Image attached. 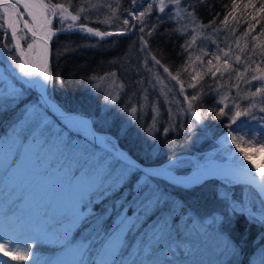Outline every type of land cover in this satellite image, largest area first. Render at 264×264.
I'll list each match as a JSON object with an SVG mask.
<instances>
[{
	"label": "trees",
	"instance_id": "obj_1",
	"mask_svg": "<svg viewBox=\"0 0 264 264\" xmlns=\"http://www.w3.org/2000/svg\"><path fill=\"white\" fill-rule=\"evenodd\" d=\"M52 2L63 3L66 7L68 6V0H52ZM148 2L149 0H140V3L136 6L137 9L143 10ZM235 3L234 8L233 0H183L181 8L186 9L187 12H194L198 23L208 25L215 17L214 22L199 34L193 33L191 29L187 35H181L174 31L180 24L188 23V21L181 20L179 23L170 21L167 14L173 13L172 7L166 8L165 13H159L158 9H153L150 17L146 18L145 23L149 28L153 24L159 25L153 36L149 38V44L155 55L161 59L164 65L170 68L174 75L178 69H187V71H181L179 78L185 81L189 96L198 91L203 92L201 98L195 102L197 106L194 110L207 112L212 109L203 122L197 124L190 134H186L184 130L190 119L187 114H178L174 130L166 136L161 134L163 127L168 124V111L162 99L159 100L161 113L159 123L151 136L145 132V129L152 123L150 108L146 110L142 122L129 117L127 112L129 103L139 101L138 96L136 100H129V95L136 92L132 82L140 78L135 74V68L140 59L138 56L140 47L137 40L138 30L136 34L108 37L103 40L79 32H72V34L65 32L53 36L50 41L49 67L54 77L57 74L60 76L62 83L54 79L52 83L48 84V97L58 107L66 111L89 114L93 119L95 129L103 135L109 136L106 140L110 144H117L124 148L141 162L162 163L174 159L176 162L175 167L172 168L174 171L178 173L189 171V168H187L188 160L191 159L192 155L201 158V160L205 159L209 155V150L217 146V139L228 122L227 118L213 119L219 107L223 106H217L216 104L219 96L224 92H229L232 97L236 96V88L231 87L236 83L235 72L232 73V79L227 74L223 77L217 74L215 79L210 74H206L205 70L209 67L215 70L217 61L214 59V55L220 53L211 48L207 49L205 44L215 41V44H219L221 48L227 50L228 44L225 43L227 38L228 43L231 45L232 57L241 55L242 59H247L252 56V36H257L258 41L264 43V35H260L261 28H264V13L257 11L261 0H235ZM250 3L254 4L255 7L250 6L245 9V5ZM106 4H111V8L116 9L117 15L122 18L124 10L130 7V0H121L119 7H117L114 0H72L69 11L75 15L76 10L83 7L85 11L80 13L81 19L77 23H87L89 27L101 31L120 30L116 25L122 23V19L117 21L115 17H112L111 9L103 6L91 7V5ZM217 13H219L218 17L216 16ZM230 13L236 16L239 23L235 34L233 35L230 31L215 32V29L222 28L221 22L224 20L225 15ZM232 15H229V29L237 28V23L233 22ZM84 16L89 17V19L85 21ZM157 16H160L161 20L158 21ZM254 16L260 23L257 24L255 30L248 37H244L243 33L247 30L248 24L256 23V20H253ZM109 17L113 19L111 25L102 23ZM68 23H72L70 18L65 22V27ZM53 26L58 25L54 22ZM194 35L197 36V41L191 49L192 60L186 64L188 53L182 49L181 45L186 40H191ZM237 38H239V48L236 43ZM0 39H2V32H0ZM65 48L69 49L68 54H63ZM200 48L210 51L209 55L203 58L202 63L196 59L200 55ZM240 48H245V52L241 53ZM257 51H259V48H257ZM210 58L213 59V65L211 66L208 65V59ZM3 59L0 57V64L7 70L4 67ZM220 64L222 65V60ZM238 67L240 71H243V64ZM257 67L264 69V62L259 56H255L249 62V73L246 75L250 78L253 70ZM160 71L162 72V69ZM111 72L117 74L115 81L108 79L100 82L101 87L99 89L92 87L95 81L90 80V76H101ZM8 74L11 76L10 73ZM196 75H203V80L199 81L197 88H187V84L192 83L191 76ZM13 79L17 84L23 86L15 78ZM119 82L127 85V89L115 104H111L104 99L105 93L115 94L118 91L116 85ZM144 84L147 87L146 81ZM218 84L224 85L219 91H217ZM254 85L259 86L257 82H254ZM173 86L176 90L173 94L183 105V96L178 94L179 85L175 81L174 84L172 82L168 83V87ZM255 86L251 88V91H255ZM240 89L242 93L249 90L243 83L240 84ZM25 90L29 92L28 95L17 105L10 108H7V105L0 107V138L17 126L15 125L16 115L20 112L24 100L29 98L30 95L34 97L33 101H36L34 92L29 88H25ZM156 99L157 94L150 91L149 100ZM247 103V101H241L242 108L247 107ZM171 107L175 112L177 106L172 105ZM258 115L264 114L258 113ZM13 119H15L14 122H12ZM246 119L241 117L240 121ZM240 121L237 123L241 124ZM181 123L184 127H181ZM51 124V126L48 124L43 125V137L36 133L34 127L17 126L21 130V135L19 133L20 140L23 142L29 141L30 144H33L31 150H34V158L41 163L43 170L58 168L56 159L50 162L54 151V141L57 143L63 142L60 143L57 155L58 157L60 154L64 156L60 166L64 167L63 169L69 168L70 178L73 177V174L76 175L80 172L77 169L88 167L91 164L92 160L90 161L89 158L93 156V151H98L105 157L111 158L114 167L120 166L116 168L125 169L124 163L94 146L90 138L70 130L54 118ZM248 125L256 130L259 128L256 122L249 121ZM6 127L7 130H5ZM33 133H36L38 140H46V143L36 148L31 138L25 139L27 135L32 136ZM86 147L89 148V153L84 152L83 149H86ZM74 154L78 155L75 159H72ZM178 165L183 166L179 167ZM72 168L74 169L70 170ZM145 182L151 185L152 189L157 190L161 200L159 205L150 208L146 214H141L137 219L132 211L133 209L138 211L137 205L135 203L129 205L125 201H132L133 189L138 188ZM249 193L256 196L250 187L225 178H210L191 190H185L183 187L170 184L157 176H149L148 172L133 170L131 173L126 172L125 180L121 181L120 184H116L112 191L108 193L96 191L85 197L80 205L84 209V205H86L84 203H87L89 208L83 219L71 230L68 238L72 239L74 243H80L84 240L91 241L92 248L98 249L106 234L109 233L119 218L118 213H126L132 217L134 226L123 241L125 248L122 258L125 260L140 258L143 254L141 248L155 238L159 244L156 243V247H167L171 241H175V243L178 241L177 243L181 244L185 233L192 232L195 235L194 240L199 243V246L213 243L211 246L216 248L223 245V249H227L225 260L228 261V264H261V260L264 259V224L252 222L247 215L240 212L233 214L229 208V204L233 201L247 203L250 199ZM121 204H124L123 209L119 207ZM181 223L183 226H181ZM157 225H160L161 228L164 227V229L158 230ZM62 226L56 225L52 228L59 233H63L65 229ZM80 234H85V237H80ZM137 237L138 239L135 242ZM40 241L43 244H40V242L31 243L32 249L29 261H11V258H6L5 261H8L9 264H45L46 261H52L57 257L62 259L68 257V253L64 252L62 244L56 242L53 236L47 238L42 236ZM134 242L135 244L132 247ZM153 242L155 241L151 243ZM137 249H141L139 255ZM91 258L95 259V255L93 254ZM179 260L178 256L174 258L175 262ZM164 264L175 263L172 259H167ZM218 264L225 263L223 261Z\"/></svg>",
	"mask_w": 264,
	"mask_h": 264
},
{
	"label": "snow or ice",
	"instance_id": "obj_2",
	"mask_svg": "<svg viewBox=\"0 0 264 264\" xmlns=\"http://www.w3.org/2000/svg\"><path fill=\"white\" fill-rule=\"evenodd\" d=\"M114 2L117 4V7H119L121 0H114ZM182 2L183 0H149L147 6L144 7L143 10H138L136 6L140 3V0H130V7L124 10L122 18L117 15L116 9L111 8V4L91 5V7H108L111 9L112 17H115L117 21L122 19V23L116 25L120 30L112 32L100 31L97 28L89 27L87 23H77V21L81 19L80 13L85 11V9L80 7L76 10V14L73 15L72 12L69 11V7L72 6V0H68L67 7L63 3H53L52 0H0V7L3 8V12L0 13V32L3 33V38L0 39V57H3L4 60L9 63L10 68H14L18 71L19 77L27 78L23 80L25 85L35 86L39 84L43 89L45 85L52 83L54 79L60 83H62V80L58 74L55 77L53 76L46 61L44 66L39 69L30 65V54L37 45H42L45 49V54H47V43L53 36L65 32L72 34L74 29L78 30L80 34H85L90 37H99L101 40L105 37L136 34L138 30L139 35L137 36V40L140 45L138 56L140 59L135 68V74L140 78L132 82V86L136 88V92L129 95V100H136L138 96L139 101L142 102L133 103L127 108V112L132 119H135L138 113L142 115L146 109L150 108L152 112V123L145 129V132L151 136L159 123V117L161 115L159 100L162 99L168 111V124L163 127L161 134L166 136L174 130L178 114H187L190 117L187 127L184 129L186 134H190L197 124L203 122L212 109H209L207 112L194 110L197 106L195 102L201 98L203 92L198 91L191 96L187 94L185 81L179 78L181 71H187V69H178L177 73L174 75L170 71V68L162 63L161 59L152 51L149 44V38L153 36L159 25L153 24L149 28L145 23L146 18L150 17L153 9H158L159 13H165L168 7H172L174 10L173 13L167 14L170 21L176 23H179L181 20L188 21V23L180 24L179 27L174 29V31L181 35H187L190 29L193 33L199 34L204 28L209 27L214 22L215 17L208 25L198 23L194 12H187L186 9L181 8ZM233 6L234 8L236 6L235 0H233ZM250 6L255 7L254 4L250 3L249 5H245V9ZM21 7L23 9L22 11ZM257 11L264 13V0H261L260 7ZM229 15L232 14L230 13ZM229 15H225L224 20L221 22L222 28L215 29V32L230 31L233 35L235 34L239 27V23L237 22L236 16L232 15L233 22L237 23V28L229 29ZM216 16L218 17L219 13H217ZM112 17L106 18L102 23L111 25L113 23ZM69 18L72 23H68L65 27V22ZM83 19L87 21L89 17L84 16ZM157 20H161V17L157 16ZM253 20H256L255 16ZM54 22L58 26L54 27ZM259 23V20H256V23H249L247 30L243 33L244 37H248ZM260 35H264V28H261ZM196 41L197 36L194 35L191 40H186L184 44L181 45L182 49L188 53L186 64L192 60L191 49ZM252 41V56H249L247 59H242L241 55L232 57L231 45L228 43L227 38L225 39V43L228 44L227 50L221 48L219 44H216V51L220 54L214 55V59L217 61L215 70L209 67L205 71L206 74H210L213 79L217 77V74L221 77L227 74L229 78L232 79V73L235 72L236 83L231 87L236 88V96H230L229 92H224L220 95L216 104L217 106H223L219 107L213 119L220 120L221 118H227L228 122L225 124L226 131L220 138L221 144L227 147L230 138L231 144L235 145L236 150L239 152L240 156L243 157V161H248L247 165L244 164L238 156L234 155L233 150L228 148L230 158L234 161V164L229 169L227 177H230L232 180L241 181L245 186L254 189L259 205L254 206L251 201L247 203L233 201L229 204V208L233 214L240 212L247 215L250 221L264 224V169L252 163L249 155L245 152L244 148L241 147L242 143H247L249 145L259 144L261 147H264V115H258V113L264 114V69L257 67L253 70V74L250 75V78L246 75L249 73V62L252 61L255 56L261 57L262 62H264V43H260L257 36H252ZM213 43H215V41H213ZM236 43L239 48V38H237ZM22 44H26V48L23 47ZM257 48H259V51H257ZM68 52L69 49L65 48L63 54H68ZM240 52L244 53L245 48H240ZM208 55L209 52L202 48L200 50V55L197 56L196 59L202 63L203 58ZM221 60L222 65L220 64ZM242 64L244 68L243 71H240L238 66ZM208 65H213V59H208ZM160 69H162V72ZM142 73L144 75H141ZM164 74L167 75L165 76ZM116 75L115 72H111L101 76L92 75L89 79L95 81L92 87L94 89H99L101 87L100 82L107 81L108 79L115 81ZM203 78V75L191 76L192 83L187 84V88H197L199 81L203 80ZM3 79L4 76L0 74V80ZM41 79L43 83H40ZM145 81L147 87L143 86ZM171 81H175L176 84L179 85L178 94L183 96V105L173 94L176 91L175 86L168 87V83ZM254 82H257L259 86H255ZM241 83L249 89L247 92H241ZM254 86L255 91H251V88ZM116 87L118 91L115 94L106 92L104 96V99L111 104H115L127 89V85L123 82H119ZM222 87H224V85L218 84L217 91ZM150 91L157 94L156 100H149ZM18 95L19 92L16 89H11L7 92L0 90V107H3L9 100H15ZM241 101H247V107L242 108ZM172 105L177 106L175 112L172 110ZM25 116L26 119L24 123H28L27 112ZM241 117L247 119L245 121H240ZM238 121L244 124L245 127L248 126L249 121L256 122L259 128L256 131L249 128L248 131L238 136L235 134L240 131V124L237 123ZM29 127H34L36 133H39L41 137L44 136V126L39 122L33 120ZM181 127H184L183 123H181ZM36 133H33L31 139L34 141L35 147L39 148L46 143V140H38L36 138ZM248 137H250V139H248ZM27 138L28 137H25V139ZM21 143H23V141H21ZM60 143L63 142L61 141ZM60 143L53 142L55 150L60 149ZM0 145L3 146V142H0ZM27 149H33V144L27 145ZM8 150L14 157L20 155L19 149L17 148L13 151L12 145H9ZM122 161L125 165V170L115 177L111 183L104 184V177L110 173H106L103 167L98 168L93 173L89 195L96 191H100L101 193L112 191L116 184H120L121 181L125 180V172L131 173L133 170L142 171V169H140L126 154H122ZM12 162L15 163V159H13ZM175 164V160L171 159L168 168L148 173V175L161 178L166 177L185 190H191L206 176L203 175L201 170L195 174L200 176V179H194V175L182 180L176 179L171 175V169L175 167ZM249 165L251 167H249ZM207 167L208 166H205L204 169ZM77 170L81 171V177L76 178L77 182H79V179L88 175V170ZM73 178H75L74 174ZM160 200L161 197L157 194V190L152 189L151 185L145 182L138 188L133 189V200H126L125 203L129 205L135 203L137 205L138 211L136 209L132 211L133 215L138 219L141 214H146L150 208L159 205ZM119 207L123 209L124 204L119 205ZM118 216L119 222L113 226V230L110 233L106 234L98 249L92 248L91 241L84 240L80 243H74L72 239L68 238V233L77 225V221L82 219L79 214L74 213L71 217L67 218L68 226L63 233L55 231L51 226H48V231L52 233L53 239H55L56 242L62 244L65 253H75L76 259L73 261V264H164V261L157 258V249L152 247L151 242L143 246V254L140 256L138 262L135 258L131 260L122 259L123 250L125 248L123 240L126 239L127 233L131 231L134 226V221L132 217L128 216L126 213H118ZM35 242L38 243L39 241ZM31 249L32 244L27 242H25L22 247L18 242L12 239L0 242V253H3L4 257H10L13 261H29ZM140 252L141 249H137L138 255ZM93 254L95 255V259L91 258ZM0 264H9V262L0 257ZM45 264H56V261H47ZM261 264H264V259L261 260Z\"/></svg>",
	"mask_w": 264,
	"mask_h": 264
},
{
	"label": "rangeland",
	"instance_id": "obj_3",
	"mask_svg": "<svg viewBox=\"0 0 264 264\" xmlns=\"http://www.w3.org/2000/svg\"><path fill=\"white\" fill-rule=\"evenodd\" d=\"M2 12L3 8L0 7V13ZM205 45L207 49L211 48L212 50H216L215 43H206ZM22 46L26 48V44H22ZM35 52L36 48L30 54V65L32 64L31 62ZM3 61L5 64L4 67H6L7 70H5L0 64V74L4 76V79L0 80V90L7 92L11 89H16L19 92V95L15 100H9L3 105H7L6 107L10 108L17 105L29 93L25 90V85L20 86L13 78H15L20 84H23V80L27 78L19 77L18 71L14 68H10L9 63L4 59ZM8 73H10L11 76ZM171 82L174 84V81ZM144 87H146L145 84ZM28 97L29 98L24 100L22 108L19 110L20 112L16 115L17 121L15 125L26 128L33 120H35L41 125L48 124L51 126L52 119L49 115L40 108L36 101H33L34 97L30 95ZM132 104L133 103L130 102L128 106L130 107ZM26 112L28 113V123H24ZM145 112L142 115L138 113V116L135 119L142 122ZM14 120L15 119H13L12 122H14ZM67 124L77 130L86 128V126L84 127L71 120H69ZM12 126L14 127L13 123ZM17 126H15L14 130H10L4 137L0 138V142H3V146L0 145V242L12 239L18 242L19 245H23L25 242L29 244L34 242L35 244V241H39L40 244H43V242L40 241L42 236L44 238L52 236V233L48 231V226L63 225L62 228L66 229L68 226V217H71L76 213L83 219L86 215L89 205L84 203L86 205H84V209H82L80 203L89 194L93 173L98 168L103 167L106 173H110L104 177V184L111 183L114 177H117L125 169L123 168L122 170L121 168H116L120 166L114 167L111 158L105 157L98 151H93V156H90L89 158L90 161L92 160L91 164L88 167L85 166L82 168V170H88V175L79 179V182H77L76 178L81 177V171L74 175L75 178H70L71 173L69 176V168L63 169L64 167L60 166V163L64 160V156L60 154L58 157L57 150L53 149L54 151L51 155L50 162L56 159V166L58 168H48L43 170L41 163L37 162L34 158V150L27 149V145L30 144L29 141L21 143V130H19ZM249 128L256 131L255 128L250 127L249 125L245 127L244 124H240V131L235 134L238 136L242 135L245 131H248ZM5 130H7V127ZM225 131L226 129L220 133L217 139V146L214 149L209 150V155L205 159L201 160V158H196L192 155L191 159L188 160L189 164L187 168H189V171L185 173L192 172V174L195 175L198 171H201L211 159H224V157L231 159L228 148H231L234 155L238 156L241 161H243V157L240 156L235 145L231 144L230 138L227 147L222 146L220 138L224 135ZM27 137V139L31 138L30 135H27ZM104 137L108 140L109 136L104 135ZM248 139H250V137H248ZM9 145H12L13 151L18 148L20 155L15 157L11 155L8 150ZM241 147H243L245 152L249 155L252 163L257 167L264 169V147H261L259 144L249 145L247 143H242ZM83 150L85 153H89L88 147ZM77 155L78 154H74L72 159H75ZM13 159H15V163L12 162ZM243 163L247 165L248 161H243ZM178 166L182 167L183 165ZM249 167L251 166L249 165ZM73 169L74 168L70 170ZM248 195L250 198L249 201H251L254 206H258L259 201L256 196L252 193H249ZM39 206L41 207L40 209L38 208ZM79 221H77V224ZM118 222L119 218L116 220L115 224ZM181 226H183L182 223ZM156 228L158 230L164 229V227L161 228L160 225H157ZM112 230L113 227L109 233ZM70 232L68 233V236ZM185 234H188V232ZM79 236L84 238L85 234H80ZM158 236L160 237L161 235ZM137 239L138 237L135 242ZM161 239L167 240L165 238ZM194 239L195 235L189 233L187 240L188 243L195 241ZM152 241H155L151 244L153 248L157 249V258L164 261V263L167 259H172L175 264H207L208 262L211 264H218L223 262L227 257V249H223V245L220 246L221 248H215L211 246L213 243H207L205 245H200L196 251H190L187 250V247L189 246L187 243L178 244V241L176 243L175 241H171L167 247H156L158 240L155 238ZM135 242L132 244V247ZM176 256L180 258L178 262L174 261ZM0 257H2L3 260L10 258L4 257L3 253H0ZM75 259V253L68 252L67 258L62 259L61 257H57L52 261H56V264H72ZM136 259L139 261V258Z\"/></svg>",
	"mask_w": 264,
	"mask_h": 264
},
{
	"label": "water",
	"instance_id": "obj_4",
	"mask_svg": "<svg viewBox=\"0 0 264 264\" xmlns=\"http://www.w3.org/2000/svg\"><path fill=\"white\" fill-rule=\"evenodd\" d=\"M75 30V29H74ZM117 32V31H115ZM36 53V52H35ZM33 54V58H32V64L34 63V61L36 60V54ZM45 61L47 62L48 66H49V62H50V40L47 43V54H45L44 56V60H43V64L42 67L44 66ZM31 64V66H32ZM43 83L42 79L41 82ZM30 89H32L35 92L36 98L39 102V104L47 111L49 112L52 116H54L57 120L59 121H64L70 118H73L75 116H79L84 118L87 121V127L88 130L84 131V134L89 136L93 142V144H95L96 146H99L101 148H103L105 151H107L108 153H110L115 159L122 161V154H126L128 157L131 158V160L139 166L140 169H142V171L145 172H155L161 169H164V165L163 164H144L142 162H140L139 160H137L136 158H134L133 156H131L129 153H126L123 149L120 148H114L109 146L104 139H102V136L94 129L93 127V122L92 119L90 117V115L86 114V113H79V112H73V111H64L62 109H60L59 107H57L55 105V103L51 100L47 98L46 95V85L43 88V91H40V86L35 85V86H30ZM102 139V140H101ZM125 152V153H124ZM214 164H229V165H233L234 161L231 159H226V160H213L211 162H209L206 166H208L206 169H204L203 171V175H206L204 177V179L202 181H204L205 179L211 177V169L212 166ZM171 174L173 177H175L176 179L178 178H184V176H186L185 174H177L173 171H171ZM161 178V177H160ZM172 184H175L174 182L170 181L168 178L164 177L162 178ZM201 181V182H202ZM238 181V180H236ZM200 183V182H199Z\"/></svg>",
	"mask_w": 264,
	"mask_h": 264
},
{
	"label": "bare ground",
	"instance_id": "obj_5",
	"mask_svg": "<svg viewBox=\"0 0 264 264\" xmlns=\"http://www.w3.org/2000/svg\"><path fill=\"white\" fill-rule=\"evenodd\" d=\"M36 60L34 61V63L32 64V66H35L37 69H39V68H41L42 67V64H43V60H44V56H45V49H44V47L42 46V45H37V47H36ZM37 79H39V78H37ZM40 82H41V80H40ZM38 86H39V84H38ZM40 91H43V89L42 88H40ZM71 119V121H74V122H76V123H78V124H80V125H82V126H87V121L84 119V118H82V117H79V116H75V117H73V118H70ZM83 122V123H82ZM102 139H104L103 137H102ZM101 139V140H102ZM125 151V150H124ZM126 153H129L127 150L125 151ZM124 152V153H125ZM190 156V155H189ZM143 163V162H142ZM144 164H153V163H144ZM232 166H230V165H228V164H214L213 166H212V169H211V171H210V173H211V177H209V178H207L206 180H208V179H210V178H214L213 176H219L220 175V178H224V174H226L227 175V173H228V171H229V169L231 168ZM164 168H168L167 166H164ZM171 171H173L174 172V170H172L171 169ZM204 170L202 169V172H203ZM176 173V172H175ZM177 174H184V173H177ZM172 175V174H171ZM193 174L192 173H190V174H188V175H186V176H184V178H178V179H185V178H187V177H190V176H192ZM194 176H196L195 177V179H200L201 177L200 176H197V175H194ZM194 176H193V178H194ZM162 179V178H161ZM162 180H164V179H162ZM229 180H232L231 178H229ZM164 181H166V180H164ZM232 181H234V182H237V183H241V181L240 182H238V181H236V180H232ZM166 182H168V181H166ZM169 183V182H168ZM241 184H243V183H241ZM179 186V185H178ZM181 187V186H180ZM252 189V188H251ZM253 190V192L255 193V191H254V189H252ZM74 228V227H73ZM189 233H192V232H188V234H185V236H184V238H183V244H188L189 246L187 247V250H190V251H196V250H198V247H199V243L198 242H196V241H191V242H189L188 243V237H189ZM184 257V256H183ZM224 263L225 264H228V261H226V260H224ZM207 264H211L210 262H208Z\"/></svg>",
	"mask_w": 264,
	"mask_h": 264
}]
</instances>
